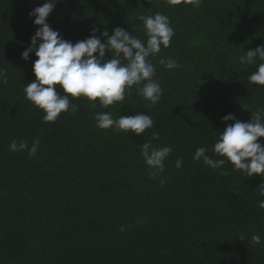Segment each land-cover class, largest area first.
<instances>
[{
    "label": "trees",
    "instance_id": "trees-1",
    "mask_svg": "<svg viewBox=\"0 0 264 264\" xmlns=\"http://www.w3.org/2000/svg\"><path fill=\"white\" fill-rule=\"evenodd\" d=\"M43 2L0 0V67L7 70V83L0 84V264H264L258 207L264 197L257 188L264 177L193 160L199 147L218 158L212 147L226 126L222 117L247 122L264 108V86L248 83L260 61L246 68L239 63L264 44V0H202L199 8L183 0L170 7L158 0H58L47 23L73 43L93 28L99 36L122 27L146 39L139 16L157 12L169 17L175 35L150 57L162 88L157 105L133 86L124 101L107 108L70 98L77 112L50 123L23 93L34 80L36 57L21 59L36 31L28 13ZM168 57L180 67L159 64ZM98 112L114 119L144 113L155 123L139 136L117 134L95 127ZM34 139L40 141L35 157L9 151L12 140L31 145ZM150 140L172 148L163 185L134 158ZM259 142L264 145V137ZM256 234L261 243L253 245Z\"/></svg>",
    "mask_w": 264,
    "mask_h": 264
},
{
    "label": "clouds",
    "instance_id": "clouds-1",
    "mask_svg": "<svg viewBox=\"0 0 264 264\" xmlns=\"http://www.w3.org/2000/svg\"><path fill=\"white\" fill-rule=\"evenodd\" d=\"M161 4L175 6L182 0H158ZM58 0H44L42 6L35 7L28 13L35 17L33 25L36 31L31 37L30 44L21 53V59L27 61L29 54L34 53L36 59L32 65L34 80L25 84L23 93L25 99L42 111V122H55L61 113L78 110L71 104L70 98H85L87 101H98L99 105L107 108L116 102L126 99L133 86L138 95L150 102V106L159 103L162 88L153 77L156 69L150 59L161 52V48H168L175 35L169 17L159 12L154 15H141L143 34L146 39L138 38L122 27H116L111 35L107 31L96 35L98 29L93 28L90 35L75 43L63 39L58 31L53 30L47 23V17L53 11ZM185 5L199 8L202 0H183ZM95 54V55H94ZM110 55V59H105ZM257 60L260 63L257 65ZM243 67L257 65L254 72L248 75V83L264 86V44L255 49L248 50L239 57ZM159 64L165 69L179 68V63L172 57L161 58ZM7 83V70L0 67V84ZM59 86V89L57 88ZM95 106V104H93ZM145 110L150 114L149 108ZM148 114L138 113L128 116L121 115L114 119L110 112L96 113L95 127L99 130L111 129L114 133L126 132L139 136L146 129L154 127L155 121ZM232 121L231 124H227ZM226 126L219 132L218 138L212 147V153L217 159L207 155L209 149L199 147L195 150L193 160L216 170L230 164L234 171H240L245 177L254 174L264 177V145L259 138L264 137V108L257 107L247 122H242L233 114L222 117ZM159 134L153 133L152 140H159ZM40 141L34 139L31 145L27 140H12L8 148L10 152H26L28 158L37 155ZM172 152L171 146L156 147L152 141L139 145L134 151V158L148 168L151 179L156 180L164 173L167 165L165 160ZM182 158L175 161L179 169ZM258 194L264 197V179H260ZM166 181L160 178V184ZM258 207L264 213V199L260 200ZM143 221L137 220L140 224ZM121 231L126 227L122 226ZM245 241L244 236L238 237ZM253 245L261 243V236L251 237Z\"/></svg>",
    "mask_w": 264,
    "mask_h": 264
}]
</instances>
